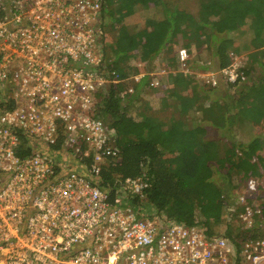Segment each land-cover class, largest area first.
Listing matches in <instances>:
<instances>
[{
  "label": "built area",
  "instance_id": "2783aa9c",
  "mask_svg": "<svg viewBox=\"0 0 264 264\" xmlns=\"http://www.w3.org/2000/svg\"><path fill=\"white\" fill-rule=\"evenodd\" d=\"M102 23L103 0H0V264H236L224 234L156 212L146 175L105 186L122 156L102 104L146 75L106 63ZM220 74L243 78L235 65ZM261 188L248 178L238 200L244 230L264 219ZM241 246L242 264H264V238Z\"/></svg>",
  "mask_w": 264,
  "mask_h": 264
},
{
  "label": "trees",
  "instance_id": "16d2710c",
  "mask_svg": "<svg viewBox=\"0 0 264 264\" xmlns=\"http://www.w3.org/2000/svg\"><path fill=\"white\" fill-rule=\"evenodd\" d=\"M194 1L199 8L193 15L181 7L182 2L173 6L169 0H103L102 30L107 39L111 38L104 49L105 61L123 78L139 73V70L130 71L128 63L135 57L132 51L139 49L147 39L150 49L141 52L142 61H149L151 55H157L171 43L180 44L179 49H186L189 55L185 63L189 69L191 47L206 44L210 65L199 68L214 72L218 80V84L209 85L207 91L198 86L190 96L172 94V112L166 117L152 110L138 90L121 96L120 92L133 84L130 79L119 88L111 89L102 104L101 116L116 130L117 149L122 159L107 170L103 181L105 186H112L118 178L113 173L123 178L144 174L151 183L149 203L156 212L170 222L198 224L209 231V221L216 210L228 208L229 202L224 207L223 201H229L227 194L234 187L235 178L241 176L245 185L248 178L260 176V167L264 170V158L255 156L258 149L264 147V133L247 144L239 143L237 136L239 116L245 109L253 110L254 124H264V49L257 54L258 67L247 63L239 70L244 79L240 78L236 84L226 82L220 74L232 64L230 55L238 50L233 30L247 25V21H251V33L259 37L258 47H264V0ZM151 6L164 7L163 20L156 22L154 31L143 29L131 34L127 25L130 18ZM160 28L166 29L168 38L157 34ZM174 34L184 36V41L173 38ZM250 46L255 48L256 42L252 40ZM169 65L173 69L183 68L178 52ZM189 76H176V88L185 89L192 82L193 76ZM145 80L146 77L135 84V88L144 86ZM219 88L221 92L214 100H208ZM235 88L239 91H233ZM135 107L140 108L137 117L130 114ZM195 111L200 117L191 119L190 114ZM262 197L263 191L257 200ZM260 203L264 216V200ZM225 232L236 247V264H242L243 241L264 238V232L260 233L255 226L238 235L231 234L230 226Z\"/></svg>",
  "mask_w": 264,
  "mask_h": 264
},
{
  "label": "rangeland",
  "instance_id": "374dc122",
  "mask_svg": "<svg viewBox=\"0 0 264 264\" xmlns=\"http://www.w3.org/2000/svg\"><path fill=\"white\" fill-rule=\"evenodd\" d=\"M164 2H167L168 0H163ZM172 3L170 5L175 6L173 3H181L183 7L188 13L196 14L199 8V4H197L194 0H169ZM174 1V2H173ZM164 18V7L158 6L154 7L151 6L149 9H141L139 10L134 17H131L128 22V30L131 34H137L140 30H147V31H154L156 22L162 21ZM251 22V21H250ZM250 22L247 21V25H242L236 30H233L232 36L236 40V45L238 47L237 51H234L230 55L232 64L235 65L236 68H244L247 63L254 64V66H257V60L259 52L264 49V47L260 48L258 47L257 38L254 37V34L251 33L252 29H250ZM159 36H165L168 38V34L165 28H160L157 33ZM173 38L179 39V41H184V36L182 35H176L172 36ZM109 40L111 38L108 37ZM255 41L256 45L255 48H251L250 43L251 41ZM264 42V41H263ZM184 43V42H183ZM180 44L178 45H168V47L165 49H161L160 52L156 55H151V58L149 61H142L141 60V54L146 52V50H149V43L147 39H145L142 43V46H140L139 49H134L132 51V54L135 55L134 59L131 60L128 63V69L130 71H135L139 69V72H144L146 75L145 85L141 88H135V90H138V92L141 93L142 100H145L148 103V106L156 111L160 112L161 117H166L170 112H172V109L170 108L171 104H173V95L175 97L176 93H179L184 96H190L192 95L198 86H202L203 90H209V85L213 82H216L218 84L217 76H214V72L207 71L204 69H201L199 67L208 66L210 65L211 56L208 52H205V49L207 48V45L203 46H196L193 45L191 47L192 54H190L191 58V69L188 68H181L175 69L176 73H166L165 75H160L163 66L169 65L173 57L177 54L178 49L180 48ZM204 49V50H203ZM142 52V53H141ZM230 65V66H231ZM258 67V66H257ZM259 69V68H258ZM260 70V69H259ZM258 70V71H259ZM183 74L184 76L192 77V82L189 83L185 89H177L175 86L174 79L176 76ZM254 75H256L254 73ZM187 77V78H189ZM224 80V78H223ZM133 85V84H132ZM219 88L218 91H215L209 95V99L211 100L217 96V93L221 92ZM237 88H235L233 91H235ZM236 91H239L238 89ZM235 91V92H236ZM216 93V94H214ZM234 93V92H233ZM173 94V95H172ZM172 95V97H171ZM172 99V100H171ZM206 100V101H208ZM140 109V108H139ZM136 107L130 111V114L134 117H137L138 110ZM191 119H194L196 117H200V113L198 111L192 112L190 114ZM239 124L237 126V136H238V142L241 144H247L249 142H252L255 138H259V135H262L264 133V124H254L253 123V110L245 109V111L240 113L239 116ZM190 126L192 127V121H189ZM219 136V134H218ZM227 138V136H225ZM224 139V138H220ZM260 139L263 141V138L260 137ZM225 141L227 139H224ZM223 141V140H222ZM221 145H223L222 142H220ZM222 147V146H221ZM260 155V157L264 158V147L258 149L255 156ZM254 159H257L256 157ZM260 176H258V179L261 182V190L264 191L263 185H264V170L260 167ZM219 174V172H217ZM217 176V175H216ZM220 177V176H218ZM220 179V178H219ZM245 179H243L241 176L235 178V185L233 188H231V191L227 194L229 199V205L228 208L225 210L224 208L219 207V210H216L214 213L215 216L211 218L209 221V232L214 234H224L227 230V227H231V234L232 235H238V232H242V230L245 229V226L241 224V221L239 220L238 216L241 213L240 205H239V198L242 197L245 193V185H244ZM262 195V194H261ZM261 202L264 200V198L259 199ZM231 201V202H230ZM259 201V202H260ZM227 204V203H226ZM225 207V203L223 204ZM215 217V219H214ZM214 219V220H213ZM254 226L260 230L261 232H264V219L258 220L255 222ZM246 231V230H244ZM258 233V232H257Z\"/></svg>",
  "mask_w": 264,
  "mask_h": 264
}]
</instances>
